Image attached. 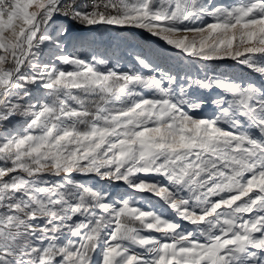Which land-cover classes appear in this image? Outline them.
I'll use <instances>...</instances> for the list:
<instances>
[{
	"label": "snow or ice",
	"instance_id": "6c2138e0",
	"mask_svg": "<svg viewBox=\"0 0 264 264\" xmlns=\"http://www.w3.org/2000/svg\"><path fill=\"white\" fill-rule=\"evenodd\" d=\"M0 264H264V0H0Z\"/></svg>",
	"mask_w": 264,
	"mask_h": 264
},
{
	"label": "rangeland",
	"instance_id": "374dc122",
	"mask_svg": "<svg viewBox=\"0 0 264 264\" xmlns=\"http://www.w3.org/2000/svg\"><path fill=\"white\" fill-rule=\"evenodd\" d=\"M90 33L88 38V42L95 41L92 44V48L98 49L100 52H104L107 49V54L113 56L114 58L119 57V64L120 65H129L130 62L134 61V54L129 48V45H141L144 50L152 49L156 46L155 38H147L145 39L146 34L141 35L139 34V30H120V29H100L97 32H85ZM84 33V34H85ZM83 34V35H84ZM81 35L79 38H81ZM166 56L173 55L172 52L163 53ZM230 62L228 64L221 63L220 68L221 70H228L231 72ZM235 76L240 77L243 76L245 79H252L254 78L251 74L246 71L236 70L234 73ZM22 126V125H18ZM151 204H155V200L149 201Z\"/></svg>",
	"mask_w": 264,
	"mask_h": 264
},
{
	"label": "bare ground",
	"instance_id": "6f19581e",
	"mask_svg": "<svg viewBox=\"0 0 264 264\" xmlns=\"http://www.w3.org/2000/svg\"><path fill=\"white\" fill-rule=\"evenodd\" d=\"M89 36H90V33H85L80 39L86 41V40H88Z\"/></svg>",
	"mask_w": 264,
	"mask_h": 264
}]
</instances>
